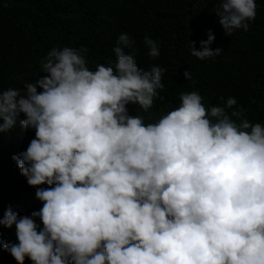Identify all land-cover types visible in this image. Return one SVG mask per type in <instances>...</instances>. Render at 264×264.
Returning a JSON list of instances; mask_svg holds the SVG:
<instances>
[{
  "label": "clouds",
  "instance_id": "clouds-1",
  "mask_svg": "<svg viewBox=\"0 0 264 264\" xmlns=\"http://www.w3.org/2000/svg\"><path fill=\"white\" fill-rule=\"evenodd\" d=\"M256 9L215 5L226 35L247 31ZM213 40L209 29L191 54L219 55ZM144 43L160 55L156 40ZM133 44L121 32L114 65L94 70L87 48L52 47L44 75L0 92V131L21 113L20 126L34 129L12 159L42 202L30 215L4 211L17 242L3 249L17 264H264V125L233 108L235 97L206 109L195 90L154 122L130 115L129 104L153 106L165 72L140 68Z\"/></svg>",
  "mask_w": 264,
  "mask_h": 264
},
{
  "label": "trees",
  "instance_id": "trees-1",
  "mask_svg": "<svg viewBox=\"0 0 264 264\" xmlns=\"http://www.w3.org/2000/svg\"><path fill=\"white\" fill-rule=\"evenodd\" d=\"M255 2L256 16L248 21V30L226 35L215 12L219 0H0V92L44 75L40 62L52 47L87 48L92 70L98 63L114 65L113 47L126 32L134 40L140 68L155 64L165 69L164 88L158 90L162 99L154 98L147 111L129 104L130 115L154 122L179 106L181 92L195 90L206 109L235 97L233 108L239 106L251 123L264 125V0ZM209 29L214 35L210 47L223 51L198 59L191 54L190 41L199 49ZM145 36L158 42V57L148 55ZM185 70L191 80L184 77ZM22 118L21 113L13 128L0 131V218L9 207L18 215H30L42 206L35 198L36 187L27 184L12 159L34 137V129L20 126ZM8 241L17 242L15 226L0 224V264H17L3 249ZM24 264L32 261L26 257Z\"/></svg>",
  "mask_w": 264,
  "mask_h": 264
}]
</instances>
